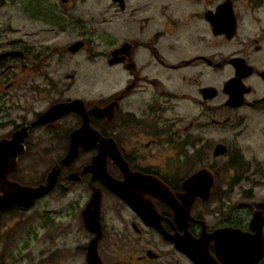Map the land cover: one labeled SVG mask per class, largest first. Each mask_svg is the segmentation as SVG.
Here are the masks:
<instances>
[{
  "label": "flooded vegetation",
  "instance_id": "obj_1",
  "mask_svg": "<svg viewBox=\"0 0 264 264\" xmlns=\"http://www.w3.org/2000/svg\"><path fill=\"white\" fill-rule=\"evenodd\" d=\"M21 1L27 20L49 30L22 42L0 32V164L15 161L7 181L35 187L68 149L76 155L29 209L0 216L36 209L45 232L59 227L68 188L82 187L71 203L85 230L81 212L98 189L100 264H264V0H104L99 20L78 15L77 0ZM48 32L54 43L29 40ZM67 34L74 39L62 42ZM93 36L103 47L94 58ZM56 105L69 109L33 124ZM96 158L115 183H141L138 211L101 183ZM204 168L209 195L188 208L181 184ZM85 234L81 264L94 237ZM190 238L195 262L175 247Z\"/></svg>",
  "mask_w": 264,
  "mask_h": 264
},
{
  "label": "rangeland",
  "instance_id": "obj_2",
  "mask_svg": "<svg viewBox=\"0 0 264 264\" xmlns=\"http://www.w3.org/2000/svg\"><path fill=\"white\" fill-rule=\"evenodd\" d=\"M21 2V0H5V5L0 9V32H7L11 40L22 42L25 39V32L41 33L49 29L38 21H28L22 11ZM103 2L104 0H77V14L84 17L88 12L89 15L94 16L93 20H99L96 16L101 14ZM56 37L55 34L48 32L31 37L29 40L48 44L54 43ZM73 39L71 34L61 37L62 42ZM91 44L93 47L91 54L94 58L95 54H100L103 47L96 36H93ZM80 60L78 57L77 61ZM84 64L90 67L89 62ZM91 67L93 92L96 93L103 87V84L97 83V80L100 81L102 78V73L97 70L95 60ZM36 169L41 170L42 167ZM68 189L69 193L60 200V206L55 207L58 210L59 227L46 226L44 232V228L36 218L38 213L36 209L27 214L13 212L0 216V264H81V261L83 262L77 248L84 245L86 234L85 230L78 226L75 216L77 204L71 202H74L72 197L78 196L77 203H80L84 193L82 187ZM39 209L41 210V206ZM53 231L59 234L58 239L49 240L48 243L42 238L44 234L46 237L48 234L52 235Z\"/></svg>",
  "mask_w": 264,
  "mask_h": 264
},
{
  "label": "water",
  "instance_id": "obj_3",
  "mask_svg": "<svg viewBox=\"0 0 264 264\" xmlns=\"http://www.w3.org/2000/svg\"><path fill=\"white\" fill-rule=\"evenodd\" d=\"M80 47H81V42L77 41L76 43L72 44L69 47V49L70 51H76ZM15 54L18 53L13 52V55ZM73 105L74 103H72V106ZM62 107H67V108L66 110H61ZM67 109H69L68 105L53 106L49 108L45 113L40 115L39 118L33 124L37 125L45 121L52 120L58 115H60V113H63L64 111H68ZM21 130L15 132L12 135L11 140L8 142L14 148H17L16 146L18 142L21 141L22 137L26 133L25 129L23 133L21 132ZM77 133L74 134L73 138L76 136ZM0 147L5 148L3 143L2 144L0 143ZM216 149L215 151L217 152L220 151L221 146H217ZM75 155H76L75 149H68L65 157L49 172L46 179V184L44 185L40 184L35 187L20 185L16 182L7 181L6 176L10 172V169H14L16 163L15 161H12V163L10 164L9 163L4 164V162H2V164H0V211H8L14 207L20 208L21 210H27L28 208H30L34 200L40 198L42 195H44L45 193H47L49 190L52 189L56 181V178L58 176V173L60 171V168L62 166L68 165V163L72 161ZM93 162H94L93 163L94 168L96 169V173L97 175L99 174L98 178L100 179L101 183L112 193L116 194L118 197L124 200L131 208L138 211V207L136 205V202L138 201L137 192H138V187L141 183L132 184L133 182L129 179L127 180L125 179V181H123L122 183H118V182L115 183L116 181H112V179H109L107 177L105 170H103L100 167L97 158ZM87 171H90V168L84 167L81 173H85ZM207 171L208 170L205 168L201 169L198 172L194 173L192 176H190L186 181H184L181 184L182 192H185V196L186 198H188V208H190L192 201L196 197L206 199V197L209 195V190L210 187L212 186V175L211 173L208 174ZM67 179L76 181L78 178H76L75 175L70 174L67 176ZM177 196L180 199L183 197L182 194H178ZM162 198L170 206L174 208L173 200L170 193L167 194L166 196H163ZM99 207H100V195H99V190L97 189L93 191L91 198L89 199L85 208L81 212L84 228L87 230L88 233L94 234V237L88 242L86 246L85 260L87 264H100L97 255V242L100 239V235H101V229L98 220ZM191 240L192 239L190 238L187 241V243L182 241L180 243H175V247L178 250L186 253L195 262V259L198 256L190 248V245L192 244L190 243Z\"/></svg>",
  "mask_w": 264,
  "mask_h": 264
},
{
  "label": "bare ground",
  "instance_id": "obj_4",
  "mask_svg": "<svg viewBox=\"0 0 264 264\" xmlns=\"http://www.w3.org/2000/svg\"><path fill=\"white\" fill-rule=\"evenodd\" d=\"M155 186V185H154ZM156 188H157V190H160L161 189V187H159V186H156ZM98 220H99V217H98Z\"/></svg>",
  "mask_w": 264,
  "mask_h": 264
}]
</instances>
